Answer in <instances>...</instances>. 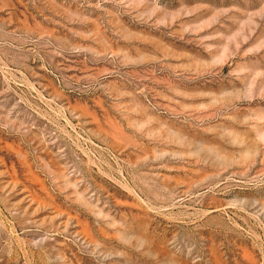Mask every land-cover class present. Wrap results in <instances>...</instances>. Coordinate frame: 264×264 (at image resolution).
<instances>
[{"label": "rangeland", "instance_id": "rangeland-1", "mask_svg": "<svg viewBox=\"0 0 264 264\" xmlns=\"http://www.w3.org/2000/svg\"><path fill=\"white\" fill-rule=\"evenodd\" d=\"M0 264H264V0H0Z\"/></svg>", "mask_w": 264, "mask_h": 264}]
</instances>
